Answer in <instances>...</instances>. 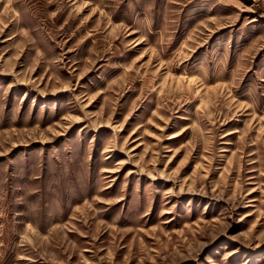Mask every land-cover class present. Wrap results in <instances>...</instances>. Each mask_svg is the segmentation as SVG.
<instances>
[{
	"label": "rangeland",
	"instance_id": "1",
	"mask_svg": "<svg viewBox=\"0 0 264 264\" xmlns=\"http://www.w3.org/2000/svg\"><path fill=\"white\" fill-rule=\"evenodd\" d=\"M0 264H264V0H0Z\"/></svg>",
	"mask_w": 264,
	"mask_h": 264
}]
</instances>
